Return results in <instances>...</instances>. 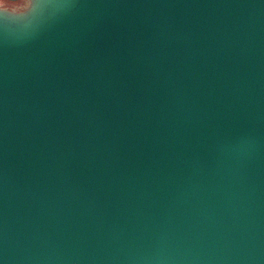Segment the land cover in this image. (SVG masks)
I'll return each mask as SVG.
<instances>
[{"label":"water","instance_id":"95a60500","mask_svg":"<svg viewBox=\"0 0 264 264\" xmlns=\"http://www.w3.org/2000/svg\"><path fill=\"white\" fill-rule=\"evenodd\" d=\"M0 260L264 264V0L0 27Z\"/></svg>","mask_w":264,"mask_h":264},{"label":"bare ground","instance_id":"6f19581e","mask_svg":"<svg viewBox=\"0 0 264 264\" xmlns=\"http://www.w3.org/2000/svg\"><path fill=\"white\" fill-rule=\"evenodd\" d=\"M42 7H34L35 18L29 22L13 23L15 27L10 23L0 22V27L13 36L26 37L34 32L40 30L49 20L58 15L62 10L66 8L72 0H39ZM13 22V21H12Z\"/></svg>","mask_w":264,"mask_h":264},{"label":"rangeland","instance_id":"374dc122","mask_svg":"<svg viewBox=\"0 0 264 264\" xmlns=\"http://www.w3.org/2000/svg\"><path fill=\"white\" fill-rule=\"evenodd\" d=\"M34 0L7 1L0 0V14H14L16 17H22L28 14L32 8Z\"/></svg>","mask_w":264,"mask_h":264},{"label":"snow or ice","instance_id":"6c2138e0","mask_svg":"<svg viewBox=\"0 0 264 264\" xmlns=\"http://www.w3.org/2000/svg\"><path fill=\"white\" fill-rule=\"evenodd\" d=\"M0 264H3V260H0Z\"/></svg>","mask_w":264,"mask_h":264},{"label":"flooded vegetation","instance_id":"af4514ba","mask_svg":"<svg viewBox=\"0 0 264 264\" xmlns=\"http://www.w3.org/2000/svg\"><path fill=\"white\" fill-rule=\"evenodd\" d=\"M8 1V0H7Z\"/></svg>","mask_w":264,"mask_h":264}]
</instances>
